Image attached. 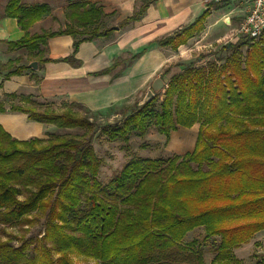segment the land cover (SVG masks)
<instances>
[{
	"label": "trees",
	"instance_id": "obj_1",
	"mask_svg": "<svg viewBox=\"0 0 264 264\" xmlns=\"http://www.w3.org/2000/svg\"><path fill=\"white\" fill-rule=\"evenodd\" d=\"M145 8L146 3L118 26L139 20ZM48 12L46 4L7 0L0 17L16 18L25 32L7 42L8 51L39 52L52 36L86 35L74 40V53L79 42L112 30L88 28L102 16L100 6L73 2L66 16L78 28L29 34L27 29ZM206 16L204 11L158 45L176 49L186 43L203 29ZM251 40L234 43V53L218 67L188 65L171 77L159 102L153 97L119 125L102 129L109 140L128 146L132 133L143 137L151 127L166 144L178 127L199 125L191 152L132 157L106 184L97 177L100 159L90 134L18 140L0 125V223L24 222L34 212L46 218L34 253L24 254L26 243L13 247L0 242V264H81L73 261L72 253L95 264H171L197 243L183 242L197 228L203 230L202 240L214 247L210 264H241L232 249L264 230V34ZM242 45L245 52L240 55L236 50ZM62 60L77 65L71 55ZM13 65L4 78L27 69ZM31 99L24 98L28 107L11 105L8 110L57 128H93L88 117L73 109L79 105L40 110ZM6 110L0 105V113ZM194 256L196 264H205L200 254Z\"/></svg>",
	"mask_w": 264,
	"mask_h": 264
},
{
	"label": "crops",
	"instance_id": "obj_2",
	"mask_svg": "<svg viewBox=\"0 0 264 264\" xmlns=\"http://www.w3.org/2000/svg\"><path fill=\"white\" fill-rule=\"evenodd\" d=\"M24 1L44 4L36 0H22V3ZM74 2L100 6L101 17L108 18L110 23L107 28L114 25L118 28L112 29L106 35L79 42L74 53L72 45L78 38L68 34L48 38L43 46L44 56L41 57L46 58L47 61L42 62L38 69L40 77L36 88L42 98L64 99L68 104L79 105L95 113H115L125 110L141 91H147L156 77H160L166 86L172 76L187 67L192 52L199 47L197 45L195 47V39L186 41L176 49L160 46L158 40L189 25L204 11H207V16L201 31L215 34L221 31V28L215 29V26L221 23V19L227 21L229 26L238 24L245 10L244 5L238 1L218 5L206 0H77ZM6 3L7 0H0V14L4 12ZM145 3V11L139 20L124 27L118 26ZM42 22L43 18L37 20L27 32L29 34L42 32ZM104 29L106 28L101 30ZM24 33L16 18L0 17V55L3 47L9 59L10 55L17 53L18 50L8 51L7 42L21 38ZM138 53L140 55L131 60ZM69 55L76 60L77 65L62 60ZM114 63L118 65L108 73L97 74ZM4 80L3 84L0 82V93L5 94L14 93L33 81L31 74H27L25 70L20 75H12ZM0 124L18 140L29 137L44 138L46 133V124L28 119L26 113L11 112L8 107L6 112L0 113ZM198 126V124L191 127L181 126L172 131L166 143L167 148L177 155L191 152L195 145ZM161 136L165 142V137ZM262 232L264 230L254 234L246 243L232 249V254L241 260L237 257L238 252L247 247L251 240L256 241L255 238ZM241 264L245 263L241 262Z\"/></svg>",
	"mask_w": 264,
	"mask_h": 264
},
{
	"label": "rangeland",
	"instance_id": "obj_3",
	"mask_svg": "<svg viewBox=\"0 0 264 264\" xmlns=\"http://www.w3.org/2000/svg\"><path fill=\"white\" fill-rule=\"evenodd\" d=\"M35 1V0H34ZM77 0H36V2H44L49 8L48 14L43 16V22L41 24L42 30L46 32L63 30L66 27L78 28L75 21L70 20L66 15L68 13V6L71 2ZM79 1V0H78ZM25 6L37 5L38 3L23 2ZM41 18V19H42ZM233 20V19H232ZM241 20V19H240ZM228 25V26H227ZM110 26L108 18H102L88 28H107ZM238 24L229 26L228 22H224L221 19V23L215 26L221 28V31L215 32V34L204 33L201 31L194 34L188 40H194L195 51L192 52V56L188 60V65L203 66L207 70L212 69L214 66L218 67L227 57H230L234 53L233 44L239 41L247 40L237 34ZM80 29V28H79ZM86 35H78L76 38H82ZM187 40V41H188ZM254 39L251 41H258ZM200 43V44H198ZM2 49L0 55V82L5 81L4 75L10 69V65H26L25 69L27 74H31L33 81L28 82L26 85L14 91L13 96L10 94L0 93V105L9 107L11 105H19L21 107H28L29 104L24 101L25 97H31L33 107L36 109L51 108L55 111H62L68 103L64 99H47L42 98L41 94H38L36 85L39 81L40 72L39 67L42 62H37V57H43L44 48L41 45L39 52H27L26 50H18L9 59L7 58V52ZM240 55L245 52V45L239 47L236 50ZM40 53V56H39ZM14 61V62H12ZM36 61L38 63L37 69H31L28 64ZM11 64L9 65L8 63ZM9 65V66H8ZM187 65V64H186ZM187 65V66H188ZM166 86L154 97H157V102L163 98V93ZM1 88V87H0ZM146 91H141L132 102L130 106L125 110L116 111L115 113H95L89 112L83 109V107L73 108L79 115L88 117L92 122L93 128L90 132H87L84 128H72L62 129L57 128L54 125H46L44 138L48 136H81L86 134L91 135V144L95 151L96 156L100 159V167L98 171V180L101 184H106L111 178H113L127 161L132 157H167L175 154L173 151L167 148V144L164 142V138L159 135L154 127H151L147 133L140 137L136 133H132L129 137L128 146L121 140L112 141L109 140L102 129L112 128L120 124L126 114L139 107V101L143 98ZM32 106V105H30ZM6 112V111H5ZM2 127L3 125L0 124ZM4 129V127H3ZM5 130V129H4ZM9 133V132H8ZM11 135V134H10ZM12 137H14L12 135ZM16 138V137H14ZM30 138V137H29ZM128 147V148H127ZM24 195H20L22 198ZM85 208V202L81 205ZM46 218L38 212H34L27 216L24 222H16L9 224L0 223V242H9L13 247H19L23 243H26V249L24 254L29 257L35 252V248L38 247L41 237L43 235ZM255 240H251L247 247L241 249L238 252V258L245 264H264V232L258 234ZM203 230L197 228L186 235L183 242L188 244L191 240L195 239L196 244L192 245V249H187L185 253H179L177 260L170 261L171 264H196L195 256L200 254L205 262L209 264L210 260L214 257L215 251L211 244V241L202 240ZM191 251V252H189ZM56 257V254H54ZM71 257L73 261L81 264H95L93 259H86L82 255L72 253Z\"/></svg>",
	"mask_w": 264,
	"mask_h": 264
},
{
	"label": "built area",
	"instance_id": "obj_4",
	"mask_svg": "<svg viewBox=\"0 0 264 264\" xmlns=\"http://www.w3.org/2000/svg\"><path fill=\"white\" fill-rule=\"evenodd\" d=\"M238 1L244 5V15L242 16L237 34L246 39H257L264 34V0H206L214 4H225Z\"/></svg>",
	"mask_w": 264,
	"mask_h": 264
},
{
	"label": "water",
	"instance_id": "obj_5",
	"mask_svg": "<svg viewBox=\"0 0 264 264\" xmlns=\"http://www.w3.org/2000/svg\"><path fill=\"white\" fill-rule=\"evenodd\" d=\"M116 25L110 27V29H117ZM28 67L31 69H37L38 63L33 61L28 64ZM165 87L164 81L160 77H156L153 79L152 83L150 84L149 88L143 95V98L139 101V104L142 105L145 102L152 99L156 94H158L163 88Z\"/></svg>",
	"mask_w": 264,
	"mask_h": 264
}]
</instances>
